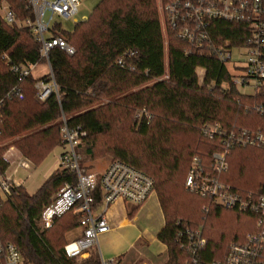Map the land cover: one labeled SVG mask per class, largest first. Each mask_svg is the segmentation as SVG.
<instances>
[{"label":"trees","instance_id":"16d2710c","mask_svg":"<svg viewBox=\"0 0 264 264\" xmlns=\"http://www.w3.org/2000/svg\"><path fill=\"white\" fill-rule=\"evenodd\" d=\"M5 1L15 20L32 17L27 0ZM215 26L221 37L236 42L240 25L216 21ZM53 35L75 51L70 55L54 47L48 52L56 90L39 101L34 87L38 78L30 74L19 81L12 66L47 59L40 57L28 27L0 16V176L9 166L4 157L9 147L38 166L62 143L65 124L80 126L85 135L77 150L83 161L110 156L153 178L165 216L158 234L166 246L162 264H193L180 241L186 229L202 226L206 245L198 264L222 258L230 242L255 229V215L215 205L190 192L185 180L195 154L208 162L217 149L219 140L201 132L205 123L219 122L227 129L264 124V118L246 110L264 99V87L256 96L242 93L214 56L192 48L169 28L164 31L157 0H99L71 32L56 23ZM198 67L206 71L205 82L214 83L211 88L199 84ZM15 86L23 88L22 95L11 91ZM227 160L223 180L233 189L264 191L262 149L235 147ZM76 180V173L58 167L33 193L12 182L9 195L0 191V240L13 243L25 264L99 263L95 257L79 261L64 253L66 233L79 226L76 207L53 215L48 227L38 225L51 197ZM94 196L97 209L98 190Z\"/></svg>","mask_w":264,"mask_h":264},{"label":"built area","instance_id":"2783aa9c","mask_svg":"<svg viewBox=\"0 0 264 264\" xmlns=\"http://www.w3.org/2000/svg\"><path fill=\"white\" fill-rule=\"evenodd\" d=\"M81 0H27V8L32 17L15 20L9 6H3L2 17L18 26L28 27L39 43L40 57L47 59L48 72L34 84L35 96L45 101L56 85L48 63V52L59 47L68 54L74 48L62 37L53 35L55 18L71 19L77 22L75 15ZM159 11L161 26L169 28L176 38L185 41L199 51L214 56L228 72L229 81L242 93L256 96L264 87V2L263 0H160ZM216 21H226L240 25L235 32L236 42L220 36ZM61 26V24H60ZM132 54V53H130ZM125 66L122 58L118 59ZM35 64L14 65L12 70L18 74V80L31 74ZM198 82L208 88L213 82H205L204 68L196 69ZM22 95L23 88L15 86L11 90ZM264 118V99L246 106ZM201 132L207 139H218L217 149L205 162L200 155L191 158L185 180L186 188L213 204L239 213L256 216L255 229L247 233L243 240L228 244L226 253L220 259L205 264H264V191L240 192L223 180L227 172L228 155L235 147L253 146L264 151V124L256 127L237 126L227 129L221 123H205ZM85 131L80 126L61 128L62 143L58 154L59 167L68 169L77 175L74 183H65L52 197L41 215L44 227L51 223L53 215L62 214L76 207L81 212L79 226L82 234L64 245V253L69 258H80L96 245L100 234L109 230V221L105 215L107 208L117 199L142 204L154 191L153 178L124 161L111 160L102 172H90L81 164V155L77 147ZM5 159L8 161L4 154ZM9 162V161H8ZM16 167H28L26 159L14 162ZM10 179L0 176V191L10 194ZM99 191L101 203L97 207L102 213H96L94 193ZM205 209V207H204ZM180 239L182 247L191 255L193 264H198L201 251L206 245L202 226L186 229ZM0 264H25L18 248L11 242L0 240ZM98 264H117L115 258H101Z\"/></svg>","mask_w":264,"mask_h":264},{"label":"crops","instance_id":"0c3cea01","mask_svg":"<svg viewBox=\"0 0 264 264\" xmlns=\"http://www.w3.org/2000/svg\"><path fill=\"white\" fill-rule=\"evenodd\" d=\"M40 63L35 64L31 69V75L34 78L44 76L42 72L34 74V68ZM49 69V68H48ZM57 146L54 154L44 159L45 179L59 167L58 154L60 149ZM9 166L5 172L6 177L16 185L25 187V179L16 177L17 169L15 167L10 171L11 164H15L19 158L25 159L15 148L10 147L6 153ZM43 160V161H44ZM111 161L110 156L100 159H89L83 166L90 172H102ZM28 168L32 165L28 160ZM102 209H96V213H102ZM106 217L109 221V230L99 235L96 245L88 249L79 261H85L90 257H95L98 261L103 259L117 260V264H149V258L155 255V252L162 250L166 252V246L158 239V234L165 224V216L160 205L158 196L152 191L148 198L140 205L123 199L115 200L106 210ZM82 234V228L78 226L67 233V240H73ZM156 247V248H155Z\"/></svg>","mask_w":264,"mask_h":264},{"label":"rangeland","instance_id":"374dc122","mask_svg":"<svg viewBox=\"0 0 264 264\" xmlns=\"http://www.w3.org/2000/svg\"><path fill=\"white\" fill-rule=\"evenodd\" d=\"M98 1L99 0H81V4H80V6L78 8V12L75 15L77 20H84L85 18H87L90 15V13L92 12L94 6L96 5V3ZM159 1L160 0H157V4L158 5H159ZM2 5L3 6H9L8 2L5 1V0L0 3V16H2V14L4 12L3 9H2ZM54 21L55 22H59L61 24V28L63 30H65V31L71 32L73 30V28H74V22L71 19H63V18H58L57 17V18L54 19ZM46 71L48 72V66L44 62L40 63L38 66H36L34 68V74H39V73L46 72ZM44 75H45V73H44ZM55 148L50 152V156L52 154H54L55 151L57 150ZM58 149H60V146H59ZM50 156H48V158H50ZM47 160L48 159H46V161L44 160L38 166L30 165V168H28V167H19L17 169V173H16L15 176L16 177H20L22 179H25V188H26V190L29 193L35 192L36 189L45 180L44 165H45V162H47ZM111 160H113L112 157H111ZM84 163H85V161H83V155L81 154V164L83 165ZM15 167H16V165L11 164L10 171L13 168H15ZM38 225L40 226V228H44V226L41 223V221H38ZM67 233H66V238H67ZM165 259H166L165 250L164 251L158 250L157 252H155V255L152 258H149L148 262H149V264H162L165 261Z\"/></svg>","mask_w":264,"mask_h":264}]
</instances>
